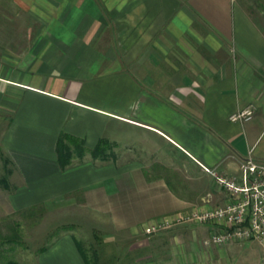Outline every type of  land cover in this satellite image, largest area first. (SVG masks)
<instances>
[{"label":"crops","instance_id":"obj_1","mask_svg":"<svg viewBox=\"0 0 264 264\" xmlns=\"http://www.w3.org/2000/svg\"><path fill=\"white\" fill-rule=\"evenodd\" d=\"M5 3L25 15L17 29L0 26L3 146L14 147L22 182L13 195L26 196L22 205L79 192L102 203L116 196L134 227L224 204L227 192L204 167L239 175L249 150L264 161V0ZM248 105L251 119H229ZM61 134L86 149L65 168L55 151ZM99 139L116 141L115 159L90 155ZM203 226L201 237L193 229L169 243L156 235L155 251L135 249L133 259L264 264L258 241L205 244L216 226ZM39 264L85 263L62 236Z\"/></svg>","mask_w":264,"mask_h":264},{"label":"rangeland","instance_id":"obj_2","mask_svg":"<svg viewBox=\"0 0 264 264\" xmlns=\"http://www.w3.org/2000/svg\"><path fill=\"white\" fill-rule=\"evenodd\" d=\"M6 1L0 0V26L6 24L8 29H17L23 25L25 15L13 4L7 6ZM253 10L257 11L255 8ZM258 20L261 23L264 21L261 16ZM0 30L3 31L5 28L0 27ZM4 41L5 38L0 36V42ZM4 120L6 121V117ZM3 127V118H1L0 233H6L7 224L15 222L20 239L16 243L0 242V264H7L8 260H12L16 264H39L42 253L39 252V248L45 245L50 246L62 236H68L71 239L85 264L83 259L86 258L85 255L91 263L96 262V264H148L146 259L135 262L133 253L135 249L140 250L139 252L142 254L154 252L152 241L157 238L156 235L160 234L159 236L169 243L170 235H183L182 237H184L192 234V229L197 237H201L205 233L203 223L176 221L175 217L187 213L192 208L165 214L142 222L139 226H128L119 216L116 196L102 203L99 198L79 192L53 197L46 200L45 203L35 202L22 205L26 201L23 202L22 198L26 196L13 195L22 179L16 168L13 156L14 147L10 150L3 146ZM106 147V152L110 153L108 159H115L116 141L107 140ZM3 177H6L8 181V188L2 183ZM17 198H20L21 201H17ZM31 206L36 207L33 214H28L25 210ZM165 221L169 222L168 226L163 225ZM152 225L158 226L159 229L148 233L147 228ZM141 240L142 245L134 247L138 244L135 243ZM186 240L190 239L186 238ZM183 243L179 239L177 249L182 248L185 245Z\"/></svg>","mask_w":264,"mask_h":264},{"label":"built area","instance_id":"obj_3","mask_svg":"<svg viewBox=\"0 0 264 264\" xmlns=\"http://www.w3.org/2000/svg\"><path fill=\"white\" fill-rule=\"evenodd\" d=\"M253 111L254 107L248 105L231 113L229 119L244 122L251 119ZM204 169L227 192V201L208 208H192L175 217L176 221L214 224L216 228L210 232L205 244L256 240L264 249V161L255 159L249 150L248 155L239 162V175L220 173L216 167ZM168 224V221L163 223ZM158 229V226L152 225L147 232Z\"/></svg>","mask_w":264,"mask_h":264},{"label":"trees","instance_id":"obj_4","mask_svg":"<svg viewBox=\"0 0 264 264\" xmlns=\"http://www.w3.org/2000/svg\"><path fill=\"white\" fill-rule=\"evenodd\" d=\"M106 141L104 139H99L96 145L90 149L89 153L93 158H99L102 160L108 159L110 157V153L106 152ZM55 151L57 155V161L61 168H65L71 163V159L74 156L82 157L86 153V149L83 146V142L69 138L67 135L61 134L55 146ZM2 183L6 188H8V181L6 177L2 178ZM36 206L28 207L25 212L28 214H33V210ZM37 207H39L37 205ZM20 239L18 227L15 222H10L7 224V232L4 234L0 233V242H7V243H16ZM49 245L41 246L39 248V252L46 250ZM85 254V253H84ZM86 258H83L86 264H96V262L91 263L88 257L85 255ZM7 264H16L12 260H8Z\"/></svg>","mask_w":264,"mask_h":264}]
</instances>
